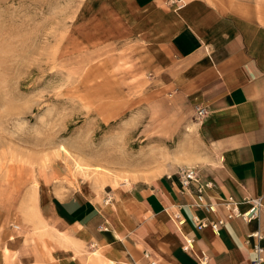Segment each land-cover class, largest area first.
Here are the masks:
<instances>
[{"label": "crops", "instance_id": "1", "mask_svg": "<svg viewBox=\"0 0 264 264\" xmlns=\"http://www.w3.org/2000/svg\"><path fill=\"white\" fill-rule=\"evenodd\" d=\"M107 2L144 47L151 82L187 100L195 118L204 110L195 143L115 193H19V212L0 208V264H251L247 236L257 231L264 264V0ZM179 167L195 169L200 195L180 184ZM250 200L261 209L246 223L234 212Z\"/></svg>", "mask_w": 264, "mask_h": 264}, {"label": "rangeland", "instance_id": "2", "mask_svg": "<svg viewBox=\"0 0 264 264\" xmlns=\"http://www.w3.org/2000/svg\"><path fill=\"white\" fill-rule=\"evenodd\" d=\"M108 2L0 0V208L19 212V193L49 187L115 193L195 143L199 117L151 82L144 47Z\"/></svg>", "mask_w": 264, "mask_h": 264}, {"label": "built area", "instance_id": "3", "mask_svg": "<svg viewBox=\"0 0 264 264\" xmlns=\"http://www.w3.org/2000/svg\"><path fill=\"white\" fill-rule=\"evenodd\" d=\"M205 114L203 109H198L197 110V116L200 118ZM180 184L185 187V188H194L195 192L197 195H200L202 190H201V186L199 185L198 182V177L196 174L195 169L193 168H189V167H181L177 170V174H176ZM250 207L248 209L247 212L243 213V214H238L234 212V215L241 217L242 220L246 223L257 220L258 216H259V212L261 209V202L260 200H250L249 201ZM221 222H217L214 224H210V227L213 231H217V227L218 225H220ZM206 226L205 223H203L202 221H199V223L196 226V229L198 231L204 229ZM249 239L254 240L253 243V254H254V258L251 261V264H263V248L261 246V241H262V235L260 234V232H254L252 234H249L247 236Z\"/></svg>", "mask_w": 264, "mask_h": 264}]
</instances>
